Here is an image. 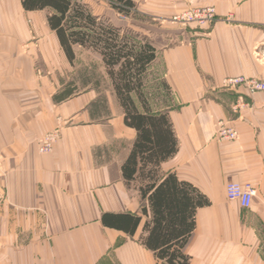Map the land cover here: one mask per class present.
I'll return each instance as SVG.
<instances>
[{
    "label": "crops",
    "instance_id": "0c3cea01",
    "mask_svg": "<svg viewBox=\"0 0 264 264\" xmlns=\"http://www.w3.org/2000/svg\"><path fill=\"white\" fill-rule=\"evenodd\" d=\"M82 1L156 47L149 71L171 88L163 110L179 142L161 170L211 202L196 212L189 264H264V91L225 83L264 78V0H133L130 16L110 0ZM208 6L217 12L208 28L171 21ZM50 12L0 0V264H168L141 243L149 216L139 182L122 172L137 130L99 53L107 85L81 83L76 65L92 50L76 45L69 60ZM219 123L238 137L221 139ZM54 130V149L41 152ZM229 181L255 186L251 207L227 198Z\"/></svg>",
    "mask_w": 264,
    "mask_h": 264
},
{
    "label": "trees",
    "instance_id": "16d2710c",
    "mask_svg": "<svg viewBox=\"0 0 264 264\" xmlns=\"http://www.w3.org/2000/svg\"><path fill=\"white\" fill-rule=\"evenodd\" d=\"M110 1L119 14L127 16L137 5L133 0ZM22 3L27 10L51 9L49 26L57 32L69 60L74 61L76 45L100 54L124 107L125 122L137 130L122 172L127 184L139 182L142 212L149 216L140 241L168 264H189L191 256L183 250L196 229V212L211 202L191 182L180 180L176 172L161 170V164L177 153L179 142L170 114L164 107L153 109L143 93L144 80L157 58L156 47L145 35L117 27L109 17L95 14L82 0ZM163 85L170 97V86L164 80ZM140 220L137 217L135 221Z\"/></svg>",
    "mask_w": 264,
    "mask_h": 264
},
{
    "label": "built area",
    "instance_id": "2783aa9c",
    "mask_svg": "<svg viewBox=\"0 0 264 264\" xmlns=\"http://www.w3.org/2000/svg\"><path fill=\"white\" fill-rule=\"evenodd\" d=\"M217 19L215 7H194L193 9L179 12L173 17V21L177 24H187L197 22L200 26H207L214 23ZM227 86L243 85L251 93L256 91H264V78L249 79L244 76L227 78L225 80ZM218 136L223 139L235 140L238 137V132L235 128L225 126L219 123ZM59 137L58 130H54L46 134L40 144V151L43 153L50 152L54 149V145ZM257 193V189L252 183H239L234 181L227 182L226 196L230 200L238 201L243 208H249L253 204Z\"/></svg>",
    "mask_w": 264,
    "mask_h": 264
},
{
    "label": "rangeland",
    "instance_id": "374dc122",
    "mask_svg": "<svg viewBox=\"0 0 264 264\" xmlns=\"http://www.w3.org/2000/svg\"><path fill=\"white\" fill-rule=\"evenodd\" d=\"M122 15L127 16L124 14H122ZM174 16H172V18H171V21L173 23H175L173 21ZM175 24H177V23H175ZM210 25H208V26H210ZM178 26L194 27L196 29L208 28L207 26H203V27L200 26L197 22L187 23V24H181L180 23V24H178ZM139 40H140V38H139ZM163 42L164 41H162V42L158 41L157 43L165 44ZM81 59L83 61H81V63L76 65V69H78L77 73L82 74L81 78H79L81 83L83 82V84L85 85L86 83H88V80H89L92 83L93 82L100 83L103 86L107 85L106 81H108V79L106 78L105 82L103 80L104 77H103V74L101 73V71H103L104 66H103L102 60L98 56V53L96 51H93V50H92V52L84 51V53H82V55H81ZM106 71H107V69H106ZM86 72L88 75L86 74ZM108 76H109V78H111L109 73H108ZM143 86H144L143 87V93L145 95V98H146V100L149 101V103L151 104V107L153 109L154 108L160 109V108H163L164 106H166L168 104L169 95H168V92L166 91L165 86L163 85V76L159 70L149 71L148 76H146V78L144 80ZM134 97H135V100L137 101V97L136 96H134Z\"/></svg>",
    "mask_w": 264,
    "mask_h": 264
}]
</instances>
